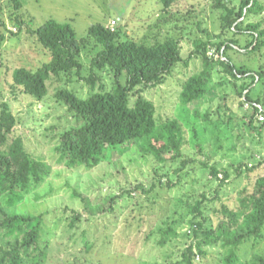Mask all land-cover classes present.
Segmentation results:
<instances>
[{"label":"rangeland","instance_id":"rangeland-1","mask_svg":"<svg viewBox=\"0 0 264 264\" xmlns=\"http://www.w3.org/2000/svg\"><path fill=\"white\" fill-rule=\"evenodd\" d=\"M18 1L20 8L14 0H0V33L5 36L0 50V100L9 104L18 121L13 134L23 138L32 157L51 167L41 187L15 208L19 214L45 215L40 241L44 256L30 264H176L183 249L200 241L191 232L189 203H202L203 215L197 220L217 230L222 207L237 209L241 196L251 194L255 183L264 178V125L257 118L260 108L264 112V47L259 51L236 47L228 51L236 67L255 75L254 86L239 94L251 80H234L215 66L214 92L186 106L179 97L182 85L202 67L194 58L188 67L185 65L194 41L206 39V31L212 41L235 39L240 47L252 40L250 34H221L223 12L215 7V0H178L168 11L159 0ZM225 1L239 7L240 0ZM260 1L264 6V0ZM17 18L25 23L21 32ZM48 20L69 23L78 38L86 37L88 29L100 23L139 43L169 37L180 40L184 61L164 84L145 96L155 103L158 121L181 120L185 115L189 122L197 120L201 149L198 144L185 147L183 159L189 162L184 167L178 161L160 164L137 146L128 151L110 148L102 163L92 169H72L59 163L55 135L76 123L57 100V91L65 87L86 98L91 87L77 80L75 73L70 75L73 82L65 75L60 81H50L49 95L42 101L11 87L15 69L36 70L50 61L49 52L28 30ZM247 23L264 27V11L249 15L245 26ZM95 52H84L83 68L89 69V57ZM82 75H88L86 70ZM102 76L110 85L108 72ZM247 93L251 99L260 96L261 102L248 101ZM169 227L176 235L162 245ZM222 247L221 242L206 246L208 254L196 255V264H222ZM258 256L264 257V229L259 239L248 240L239 250L242 264Z\"/></svg>","mask_w":264,"mask_h":264},{"label":"trees","instance_id":"trees-1","mask_svg":"<svg viewBox=\"0 0 264 264\" xmlns=\"http://www.w3.org/2000/svg\"><path fill=\"white\" fill-rule=\"evenodd\" d=\"M177 1L159 0L164 11L171 10ZM14 2L20 8V2ZM260 2L240 0L236 8L230 1L215 0V7L223 12L221 34H250L252 40L245 47H240L235 39L212 41L206 31V39L194 41V50L185 60V65L188 67V61L194 58L201 61L202 67L183 83L179 95L183 105L201 101L214 92L215 66H220L221 72L234 80H251L242 86L239 94L256 84L255 75L236 67L228 51L235 47L245 52L249 49L259 51L264 47L262 24L247 23L245 26L249 15L264 11ZM24 25L22 20L16 19L18 32ZM28 30L49 52L50 61L36 70L15 69L12 89H21L42 101L49 95L50 81H60L65 75L68 82H73L70 75L75 73L77 80L86 81L92 90L86 98L65 87L57 91V100L67 107L76 123L55 135L59 163L72 169H92L102 163L110 148L128 151L130 147L137 146L141 153L153 156L160 164L178 161L184 167L189 162L183 159L185 147L198 144L201 149L196 119L189 122L188 115H185L181 120L158 121L155 103L145 96L146 92L164 84L167 76L172 75L175 67L184 61L180 40L169 37L162 41L139 43L100 23L92 25L83 38H78L69 23L54 20ZM4 40L5 36L0 33V50ZM92 50L96 52L89 57V69H85L83 54ZM222 57L226 61L220 60ZM83 69L88 75H82ZM105 72L110 75V85H106L102 76ZM246 96L250 102H261L260 96L254 99L248 93ZM17 122L9 104L0 100V264H30L44 256L40 241L45 215L19 214L15 208L41 187L50 176L51 167L45 161L32 157L25 149L23 138L13 134ZM253 129L256 131V127ZM218 174L212 171V175L217 177ZM222 174L228 178L226 172ZM254 187L251 194L241 196L237 209L222 207L217 230L208 229L197 220L203 215L202 203H189V212L193 216L191 232L200 241L183 249L181 260L176 264H196V255L205 257L208 254L205 247L214 246L217 242H221L225 250L222 264H242L240 246L250 239H259L264 229V178L258 180ZM28 225L32 226L30 230H27ZM172 235L176 233L173 227H169L161 244L165 245ZM248 264H264V257L258 256Z\"/></svg>","mask_w":264,"mask_h":264},{"label":"built area","instance_id":"built-area-1","mask_svg":"<svg viewBox=\"0 0 264 264\" xmlns=\"http://www.w3.org/2000/svg\"><path fill=\"white\" fill-rule=\"evenodd\" d=\"M259 110H260L262 113H261V114H258V115H257V118H258L259 122H260L261 124L264 125V112L262 111L261 108H260Z\"/></svg>","mask_w":264,"mask_h":264}]
</instances>
